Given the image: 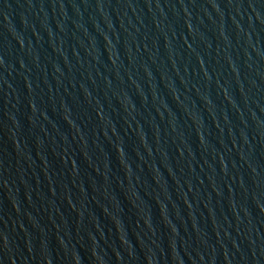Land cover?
Wrapping results in <instances>:
<instances>
[{"label":"water","instance_id":"water-1","mask_svg":"<svg viewBox=\"0 0 264 264\" xmlns=\"http://www.w3.org/2000/svg\"><path fill=\"white\" fill-rule=\"evenodd\" d=\"M170 264H264V0H169Z\"/></svg>","mask_w":264,"mask_h":264}]
</instances>
